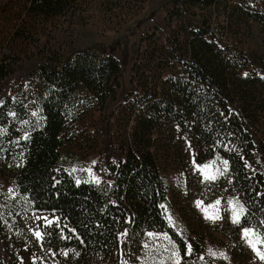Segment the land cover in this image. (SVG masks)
Here are the masks:
<instances>
[{"label":"trees","instance_id":"16d2710c","mask_svg":"<svg viewBox=\"0 0 264 264\" xmlns=\"http://www.w3.org/2000/svg\"><path fill=\"white\" fill-rule=\"evenodd\" d=\"M6 1L10 38L33 44L42 21L74 17L84 3ZM169 2L176 24L164 42L158 36L144 51L137 46L119 111L110 105L125 67L113 52H43L24 65L16 44L0 43V93L10 91L0 100V178L13 180L15 194L5 209L11 216L56 213L60 223L47 227L43 244L66 251L70 264L138 252L147 231L167 232L185 259L199 256V239L179 231L166 212L163 173L176 158L186 168L215 155L228 159V187L245 205L235 230L252 227L264 241V161L258 158L264 160V0ZM33 77L36 85L25 95L22 79ZM87 96L109 112L94 129L101 182L78 181L66 164L67 148L79 137L75 113ZM124 112L129 121L115 135L111 119Z\"/></svg>","mask_w":264,"mask_h":264},{"label":"rangeland","instance_id":"374dc122","mask_svg":"<svg viewBox=\"0 0 264 264\" xmlns=\"http://www.w3.org/2000/svg\"><path fill=\"white\" fill-rule=\"evenodd\" d=\"M7 7V1L0 0V43L16 44L15 50L22 54L24 65L35 61L43 52L45 56L56 51L70 55L86 47L113 52L124 63L125 71L117 90L119 97L110 105L112 112L119 111L122 91L131 86V66L137 46L144 51L158 36L164 42L170 24H176L169 16L172 7L169 0H84L82 10L74 17H59L48 24L42 21L35 34L39 43L33 44L29 40L10 38V24L4 18ZM254 31L259 39V30L255 27ZM15 76L16 73L11 79ZM22 81L24 94L28 95L37 80L33 77L23 78ZM9 92V86H6L0 93V100ZM89 97L82 100L83 108L75 113L76 128L79 129L76 136L79 137L67 148L70 155L66 164L70 174L78 181L101 182L102 177L95 170L98 152L94 129L100 126L103 119H108L109 112L105 114ZM129 117V112L114 115L111 119L115 126L112 133L122 134L119 124L124 125ZM258 158L264 161L259 154ZM173 161L163 173L169 189L167 216L179 231L193 233L199 239L203 248L200 255L185 259L180 247L167 232L147 231L138 252L126 253L122 250L112 259L99 260L100 264H264L260 256L264 253L261 232L252 227L235 230L244 216L245 205L241 197L228 187L231 181L228 159L215 155L201 164L193 160L187 168L182 159ZM212 176L216 178L210 179ZM12 183L10 177L0 178V212H3L0 260L3 264H70L66 251L47 250L43 244L47 227L60 223L56 213L32 209L19 210L11 216L6 212L7 201L15 196ZM234 212L239 213L238 221ZM245 229L249 230L247 236ZM249 241L255 244V248Z\"/></svg>","mask_w":264,"mask_h":264},{"label":"snow or ice","instance_id":"6c2138e0","mask_svg":"<svg viewBox=\"0 0 264 264\" xmlns=\"http://www.w3.org/2000/svg\"><path fill=\"white\" fill-rule=\"evenodd\" d=\"M225 163V166H227V161L224 162ZM207 167V166H206ZM210 179H215L216 177L215 176H212V177H209ZM217 204H219V201H217ZM240 211L242 212L243 211V208L241 207L240 208ZM234 218L236 221L239 220V213H236L234 212ZM37 235H40L39 233H37ZM245 235H249V230L248 229H245ZM250 244H252L253 248H255V244L252 242V241H249ZM260 256L262 259H264V253H260Z\"/></svg>","mask_w":264,"mask_h":264}]
</instances>
